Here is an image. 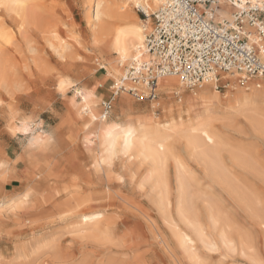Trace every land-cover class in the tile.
Masks as SVG:
<instances>
[{"label":"rangeland","instance_id":"1","mask_svg":"<svg viewBox=\"0 0 264 264\" xmlns=\"http://www.w3.org/2000/svg\"><path fill=\"white\" fill-rule=\"evenodd\" d=\"M92 3L25 0L14 8L0 0V161L5 162L0 174V264H264V138L241 116L230 126L226 121L216 126L227 146L239 148L256 167L232 168L222 154L219 161L226 171L217 179L189 164V213L203 228L205 241L195 240L188 249L174 239L176 230L193 234V229L177 212L171 174L172 206L164 213L155 191L142 182L143 167L132 166L137 170L133 173L123 157L101 174L92 170L76 92L93 90L97 113H103L114 79L99 64L116 58L109 46L97 48L92 42ZM131 9L136 22L145 23L141 12ZM59 81L71 83L63 95L56 91ZM229 83L220 80L225 87L216 91L225 93ZM157 89L153 101L168 102L197 88ZM129 101L142 107L153 102L120 93L107 119L120 120ZM156 112L161 116L160 109ZM25 115L41 125L33 127L34 134L51 137L43 150H26L27 137L14 131ZM95 214L101 218L84 221ZM221 232L232 245L223 242Z\"/></svg>","mask_w":264,"mask_h":264},{"label":"bare ground","instance_id":"2","mask_svg":"<svg viewBox=\"0 0 264 264\" xmlns=\"http://www.w3.org/2000/svg\"><path fill=\"white\" fill-rule=\"evenodd\" d=\"M4 1L14 5V8H18L25 2V0ZM92 1V42L97 48L105 44L116 54L114 60L104 61L99 65L100 68L106 70L107 75L114 79L113 86H118V82L126 71L124 67L129 66L138 58H147L140 49L147 23L140 26L132 15L131 7L150 14L158 9L162 0ZM231 1L217 0L214 15L216 22L231 18L233 10ZM110 18L121 25L114 26ZM99 32H102L104 37H100ZM261 57L264 59V53ZM241 76L236 72L221 75V80L230 81L229 89L222 94L216 91L212 81H206L197 86L196 90L192 89L191 93L184 94L178 100L153 101L149 107L134 106L129 101L118 121L107 119V113L104 111L97 113V100L99 102V99L93 90L83 89L76 92L81 98L77 113L82 119H86L83 124V142L86 148L92 144V134L99 135V130L106 123L115 122L136 128L138 134L136 145L124 158L128 161L130 170L135 165L137 168H144L142 182L155 191V202L164 213H169L170 206H172L168 176L169 174L173 176L177 212L193 229V234L187 229L189 233L182 230L175 231L174 239L177 238L176 240L185 249H188L195 240L205 241L203 228L189 213L191 193L187 177L193 172L189 164L192 163L196 169L205 172L208 176H217V179L226 171L219 161L222 154L227 156L232 168L250 171L256 167L255 164L254 166L251 164L253 162L242 155L239 148L227 146L225 137L216 126L218 121H226L230 126L235 118L241 116L256 136L264 138V80L258 82L255 79L241 80ZM256 83L258 86L255 85ZM182 84L178 76H162L158 79V87L161 90L173 86L182 87ZM124 86L125 89L121 95L128 94V84ZM157 108L161 110V121L159 120L161 116L156 114L158 113ZM236 131L242 132L240 128ZM177 143L181 144L180 148L176 146ZM47 144L46 137L45 146L41 149L43 150ZM98 148L99 142L97 141L95 148L91 149L93 158ZM193 166H191L192 169ZM4 171V167L0 168V174ZM132 171L135 173L137 170ZM171 186L173 187L172 184ZM98 218H101L100 214L84 216L83 219L85 222H91ZM212 220L216 222L213 216ZM221 237L227 245L233 244L225 232H221Z\"/></svg>","mask_w":264,"mask_h":264},{"label":"built area","instance_id":"3","mask_svg":"<svg viewBox=\"0 0 264 264\" xmlns=\"http://www.w3.org/2000/svg\"><path fill=\"white\" fill-rule=\"evenodd\" d=\"M217 0H162L150 14L139 10L149 27L138 58L126 67L111 97L102 103L107 113L125 89L138 100L158 99V79L178 76L192 89L212 81L218 90L221 74L239 73L241 80H264V0H232L231 18L216 22ZM258 86V83L255 84Z\"/></svg>","mask_w":264,"mask_h":264},{"label":"clouds","instance_id":"4","mask_svg":"<svg viewBox=\"0 0 264 264\" xmlns=\"http://www.w3.org/2000/svg\"><path fill=\"white\" fill-rule=\"evenodd\" d=\"M71 87V83L65 85L63 81L57 83L56 91L58 94H65L66 90ZM41 125L30 115L21 118L20 127L14 131L22 132L27 137L24 148L28 151H36L51 143V137L47 133H33V127ZM10 135L12 133L10 132ZM137 130L132 125H122L115 122L106 123L100 130L99 135L92 134V144L85 149L86 154L91 155V149L99 142L98 151L95 150V157L92 161L91 168L97 174L103 173L106 169H112L122 157H127L136 145ZM87 140V138H86ZM5 167V162L0 161V168Z\"/></svg>","mask_w":264,"mask_h":264}]
</instances>
